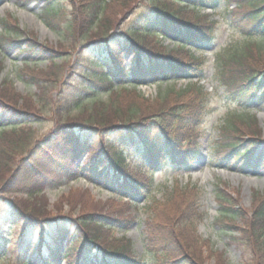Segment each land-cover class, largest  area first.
I'll use <instances>...</instances> for the list:
<instances>
[{
    "label": "trees",
    "instance_id": "16d2710c",
    "mask_svg": "<svg viewBox=\"0 0 264 264\" xmlns=\"http://www.w3.org/2000/svg\"><path fill=\"white\" fill-rule=\"evenodd\" d=\"M43 1L40 16L47 26L62 30L74 45L82 41L79 49L73 47L76 56L70 61L67 51L37 46L33 35L25 39L22 48L19 37L24 31L17 20L8 17L1 23V54L19 51L23 66L17 72L35 88V94L23 96L7 80L0 87V102L9 106L0 117V192L25 194V198L12 202L19 225L12 240L22 243L32 233L39 238L17 248L9 246L13 257L10 264H57L62 260L66 264H145L136 256L131 239L113 235L115 224L120 222L125 227L127 222L120 209L110 207L106 212L102 202H95L87 191L75 190L84 203L81 214L74 220L61 215L43 194V186L54 183L43 170L52 166L53 174L60 178L85 175L90 181L109 183L116 192L138 194L141 188L130 179L127 169L131 165L120 150L127 140L140 138L142 145L133 146L136 152L130 153L136 158V168L140 166L147 174L160 165L162 157L174 159L190 153L189 148L179 152L182 142L197 146L199 134L182 139L178 129L187 128L183 115L189 103L201 99L202 107L208 95L201 83L206 80L202 58L193 51L211 42L214 23L188 6L200 10L212 1L214 6L217 0H67L64 8L56 6L54 0ZM228 1L229 5L236 4L232 10L227 8L231 19L251 40L258 36L262 42L252 40L221 49L215 54L214 79L240 103L264 99V65L259 67L255 61L261 59L259 54L264 49V0ZM237 6L244 8L240 17ZM135 12L130 25L121 27L120 23ZM161 36L173 39L176 49L167 51L160 43ZM125 54L132 56L128 67L123 64ZM38 61H48L46 68H37ZM177 78H189L187 87L170 88L154 100L136 88L149 80L160 84ZM48 112L55 116L56 126L42 139L28 123ZM245 114L229 116L219 127V137L226 142L216 148L226 157L235 156L238 147L234 144L244 141V129L252 138V129L258 127L256 119ZM164 133L168 138L164 146L151 139ZM248 153L245 149L237 160H246ZM83 154L86 159L79 167L76 161ZM25 158L32 159L33 169L25 175L19 172L15 178ZM30 174L38 181L29 183ZM6 178L8 183L3 182ZM218 192L223 219L217 223L230 236V244L242 248L243 255L249 257L243 264H264V253L257 255V248L264 249V195L254 197L247 210L237 208L239 200L228 198L225 190ZM198 202L197 188L175 185L164 199L155 198L147 206L151 219L144 221V229L152 264H204L196 249L208 244L197 236V224L203 218ZM240 217L242 222L237 221ZM215 257L217 264H225L220 253Z\"/></svg>",
    "mask_w": 264,
    "mask_h": 264
},
{
    "label": "rangeland",
    "instance_id": "374dc122",
    "mask_svg": "<svg viewBox=\"0 0 264 264\" xmlns=\"http://www.w3.org/2000/svg\"><path fill=\"white\" fill-rule=\"evenodd\" d=\"M56 2V5L59 6V8H64L68 3L67 0H56ZM43 3V0H0V33L2 31V20H7L8 17H12L17 20L19 28L24 31V34L19 37L22 48L25 47V39L33 35L38 40L37 46L40 48L46 46L53 49L54 52L58 51L60 53H64L67 51V54L72 53L74 50L73 47L80 46L82 40L79 39L80 41L78 40L77 45H74V43L66 37L62 30L58 31L57 29L53 30L52 28H49L40 17L41 11L44 7ZM223 6L224 1L221 0L219 2V9L222 13ZM180 7L183 9L186 8V6L182 7L181 5ZM138 10H136V12H138ZM236 11L239 16L243 13L244 8L241 6ZM136 12L130 17V19H134L137 14ZM195 13L200 17H207L208 20H219V22L215 24L213 29L215 33L212 41L213 48L203 50L202 52L200 50L195 52L193 51L196 57L202 58L204 64V75H206L207 79L205 85L208 93V95L204 97V106L201 107V99L194 103L190 102L183 115L188 121L187 128L178 129L185 138L195 135L193 134L194 131H203V133L201 132V137L198 142V145L200 146V153L197 158L192 160V164L188 166L176 167L168 163L170 165L159 167V169H157L152 175H148L147 173L141 171L142 169H137L134 165H131V169H127L129 175L131 176V180L136 184L139 183L140 185H143L145 190H147V187L150 185L149 180L153 179V184L151 185L152 187L147 192L148 197L145 196V198L140 200L136 206L130 201H127V199L122 198V194L120 196L115 195L108 184V187H105L99 183H90L85 176L73 180H69L65 177L60 178L53 174L55 168L52 166L50 168L48 167L47 170H43L44 174L47 175L50 180L52 179L55 181V183L50 186H43L46 188V197L52 208L55 206L61 210L63 213L61 215H66L74 220L79 214H81L84 203L79 195L74 193L75 190H82L84 192L87 191L95 202H102L101 207L106 212L110 207L111 210L120 209L123 213V217L127 219V222L124 223L125 227H123L120 222L119 224H115L116 227L113 229V235L117 239L123 236H126L127 239H131L134 244L133 249L136 256L146 264H152L151 260L153 259V256L146 249L147 242L145 240L143 229L144 220L146 221L151 219L148 215L147 206L155 198L157 200L164 199L168 190H171L174 185L197 188L199 194V212L202 216H204L198 222L199 230L197 232V236L202 240L207 239L206 241L208 244L202 245L201 248L196 249L198 250L201 258L205 259L204 264H217L215 254L218 253H220L221 257L225 260V264H243L245 260L249 258L243 255L245 253H243L242 248L238 249L237 247L230 245L229 237L223 235L219 226L215 224L221 209V205L218 200L219 186H222L221 190H223L225 186L227 188H236L239 194L240 203L243 204L247 210L250 209V202L253 198L262 192L264 193V170L260 168L255 170L251 167L247 168L246 171L241 172L239 171V168L236 167L234 171L227 166L223 167L218 161H216L217 158H221L224 155V152L218 149L220 147V143L223 144L226 142L225 138H218L219 127L227 121L229 116L237 115L241 117V114L247 112V109L252 115L257 117V123L261 131H256L257 136L255 137L253 134V137L251 138L250 136L252 135H247L248 129L246 128L243 130L245 133L243 136L244 141L237 140L236 142L241 144V146H249L253 145V142L259 140L258 151H264V102H254V104H249L248 107L245 108L239 106L236 100L227 92L226 87H224V85H219L213 76L214 52L218 51L219 48L230 45L232 42L235 44L237 42H243L244 32L238 28V25L234 21L231 22V19L226 18L227 15L224 16V14H214L212 13V9L206 8V10L201 12L196 11ZM83 22L85 23L86 21ZM129 22V19L126 22H121L120 26H129ZM241 26H244L242 21ZM160 43L164 46V48L166 47L167 51L174 50L177 46L176 44L171 43L169 39L162 40L160 38ZM67 54L62 55L60 59H62L63 56H67ZM259 56H261V59H255V61L259 64V67H263V49ZM22 60L23 56L19 53V51L13 50L11 52H2V54L0 52V62L2 63V69L0 72V87H2L4 80H7L8 82H12V84L15 85L16 90L20 94H23V96H26L27 94H35V88L25 83L17 72L18 69L23 66ZM123 61L125 66H129L131 56L124 55ZM46 66L47 61L37 63V68L45 69ZM187 85L188 80L186 79H177V81L170 79L169 83H165L164 81L160 84H157L156 82H148L138 88L142 91L144 97L154 100L158 93H166L168 89L174 87L176 90L185 88ZM8 107L9 106L7 104L0 102V116H5L4 113ZM28 124L37 131L38 137L41 136V138L44 139V137L56 126L55 116L49 112L48 114H38V116ZM28 124L27 126H29ZM252 130L255 132L254 129ZM169 135L172 136L171 132ZM153 138L157 139L156 141L159 144L163 143L160 137L157 138L155 136ZM173 140H175V138ZM213 145H215V147L218 146L217 149L222 153L215 155L216 150H213ZM187 146L188 145H186L185 148H187ZM210 150L213 151L211 152ZM84 158L85 156L81 158L79 164H82ZM255 158L256 157L253 158L254 161L256 160ZM71 159L72 156H69V161H71ZM31 161L32 159L25 158L24 161L19 164L17 169L18 171L15 173L14 177L19 178V172L20 175L29 174L31 171L30 169H33ZM130 162L133 161L130 160ZM45 165H47V163ZM34 177L37 179L36 176ZM35 178H33V175L30 174L27 181H29V183H34L38 181V179L36 180ZM3 182L8 183L9 179L6 178ZM225 193L228 198H234L231 191L226 190ZM20 198H25V194H19L16 192L7 194L0 192V240L3 241V238H6L7 241L3 242H8V244H11L12 248H17V245H22L29 241L28 238L22 243L18 242L19 240L16 238L11 241L15 223L12 218L13 214L11 204L8 202H15V199L17 200ZM241 204H237V208H240ZM112 205L117 207L112 208ZM135 216L137 219L136 221ZM237 221L241 222L239 219ZM105 229L107 230H105L106 235L108 233V229ZM50 231L53 232V230ZM29 238L30 240L32 239L30 236ZM36 239L37 236L33 238L35 241ZM255 243L257 242H254V244ZM259 245L261 244L259 243ZM259 245L258 247H261ZM263 253V247L257 248L258 256H261ZM0 258V264H10V259L12 257L9 251H5L1 254ZM262 259L264 262V254ZM61 264H65V262Z\"/></svg>",
    "mask_w": 264,
    "mask_h": 264
}]
</instances>
